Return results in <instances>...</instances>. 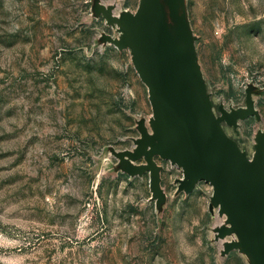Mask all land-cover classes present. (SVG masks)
Masks as SVG:
<instances>
[{
    "label": "rangeland",
    "instance_id": "obj_1",
    "mask_svg": "<svg viewBox=\"0 0 264 264\" xmlns=\"http://www.w3.org/2000/svg\"><path fill=\"white\" fill-rule=\"evenodd\" d=\"M214 119L264 140V0H185ZM140 0H0V264H257L213 186L144 157L153 111L124 31ZM238 112L234 121L224 117Z\"/></svg>",
    "mask_w": 264,
    "mask_h": 264
},
{
    "label": "water",
    "instance_id": "obj_2",
    "mask_svg": "<svg viewBox=\"0 0 264 264\" xmlns=\"http://www.w3.org/2000/svg\"><path fill=\"white\" fill-rule=\"evenodd\" d=\"M124 31L122 44L148 88L153 111V136L143 135L136 157H144L158 189L153 157L159 155L182 168L189 190L205 181L213 186L212 205L227 216L228 228L240 241L226 243L251 251L264 264V140L249 162L219 127L196 62L185 0H140L134 14L110 18ZM233 112L224 117L234 121Z\"/></svg>",
    "mask_w": 264,
    "mask_h": 264
},
{
    "label": "bare ground",
    "instance_id": "obj_3",
    "mask_svg": "<svg viewBox=\"0 0 264 264\" xmlns=\"http://www.w3.org/2000/svg\"><path fill=\"white\" fill-rule=\"evenodd\" d=\"M177 166H178V165H177ZM225 245H226V244L223 245V248H225Z\"/></svg>",
    "mask_w": 264,
    "mask_h": 264
}]
</instances>
